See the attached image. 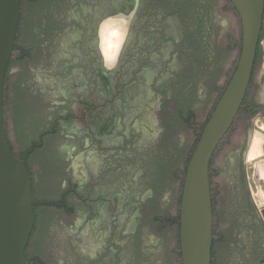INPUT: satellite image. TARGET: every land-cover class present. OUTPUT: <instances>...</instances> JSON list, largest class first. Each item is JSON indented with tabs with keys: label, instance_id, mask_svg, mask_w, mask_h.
Segmentation results:
<instances>
[{
	"label": "flooded vegetation",
	"instance_id": "af4514ba",
	"mask_svg": "<svg viewBox=\"0 0 264 264\" xmlns=\"http://www.w3.org/2000/svg\"><path fill=\"white\" fill-rule=\"evenodd\" d=\"M195 8L194 0H21L5 101L14 65L28 62L37 79L35 85L10 87L12 122L7 128L5 120V129L11 151L31 177L35 222L27 264H124L138 249L139 263L149 264L163 247L141 232L143 223L157 230L161 222L171 225L170 251L175 241L179 248L180 213L163 216L157 208L169 154L150 157L143 149L167 135L155 123L171 95L163 84L170 80L178 89L176 63L182 58L190 65L197 54L196 30L202 28ZM25 19L31 35L26 43ZM107 23L123 27L119 56L110 62L101 43ZM262 41L264 25L253 77ZM212 174L211 162V183ZM211 193L212 264L218 255L221 264H264L258 210L249 203L240 211L226 207L223 214L212 184ZM51 220L58 226L59 257L48 263L35 250Z\"/></svg>",
	"mask_w": 264,
	"mask_h": 264
},
{
	"label": "rangeland",
	"instance_id": "374dc122",
	"mask_svg": "<svg viewBox=\"0 0 264 264\" xmlns=\"http://www.w3.org/2000/svg\"><path fill=\"white\" fill-rule=\"evenodd\" d=\"M194 3L196 4L195 12L198 27L202 28L201 31L196 30L198 34L196 40L197 54L190 65L182 58L178 64L176 63L177 69H179L178 89L173 88L174 83L170 80L163 84L165 94L171 92V95L169 100H163L162 109L165 110L164 113L156 111L155 123L158 128H165L164 131L167 135L163 139L151 142L143 149L150 157L155 154L163 156L164 159L168 154L172 156L168 155V160L165 159L164 161L163 174L165 177L163 184L157 190L156 197L159 212L163 216L174 215L175 218L181 210L188 164L205 125L236 70L242 46L241 18L230 0H194ZM208 6H210V10L206 8ZM27 21L28 19H25L23 33L25 43L27 42L26 39L31 38L27 31L29 24ZM107 41L102 37L101 43L104 53L108 47ZM263 64L264 53L262 52L255 73L256 77L263 73ZM35 74L28 62L24 61L14 65L9 77V88L6 92L5 120L7 128H11L12 122L10 114L12 90L10 87H19L17 85L23 81L35 85L37 79ZM17 76L21 78V81L16 83ZM255 81L257 80H254L250 85L245 101L255 106L257 111H254L253 114L247 112V114L238 116L233 127L219 145L212 159L211 184L213 198L218 200L219 210L223 214L226 207L231 206L233 210L240 211L242 206L246 209L250 203L264 218V146L256 159L250 161L247 155L252 142L251 137L256 132H261L264 135V84L263 80L261 83ZM26 93H28L27 90ZM166 112H168L167 117H165ZM177 112L179 113L178 119L175 118ZM248 133L249 137L245 146L244 139ZM193 143L195 144L194 148L187 158L184 155L185 151ZM242 149L244 151L243 163L241 164ZM148 216L145 214L144 219H147ZM158 227L157 230L155 227L144 223L141 227L142 233H145L156 243L162 242L161 247L163 249L157 253V256H153V259L149 258L151 262L149 264H172L173 259L177 264H183L181 243L177 248L175 241V247L170 251L172 242H169L167 236L173 240L172 236L174 235H169L171 225L167 226L161 222ZM57 232L58 226L56 222L51 220L46 235H44L43 243L35 250L36 254L48 263L59 257L54 248ZM129 255L130 259L124 264H142L139 263V259H143L140 249L131 251ZM215 262L221 264L220 255L215 259Z\"/></svg>",
	"mask_w": 264,
	"mask_h": 264
},
{
	"label": "water",
	"instance_id": "95a60500",
	"mask_svg": "<svg viewBox=\"0 0 264 264\" xmlns=\"http://www.w3.org/2000/svg\"><path fill=\"white\" fill-rule=\"evenodd\" d=\"M230 1L242 22L240 58L187 167L180 210L183 264H212L211 162L247 97L263 32L264 0ZM20 11L21 0H0V264H27L26 250L35 222L31 177L11 151L4 118L5 79Z\"/></svg>",
	"mask_w": 264,
	"mask_h": 264
},
{
	"label": "bare ground",
	"instance_id": "6f19581e",
	"mask_svg": "<svg viewBox=\"0 0 264 264\" xmlns=\"http://www.w3.org/2000/svg\"><path fill=\"white\" fill-rule=\"evenodd\" d=\"M113 32L123 33V27L119 24H112V23L111 24H105L102 27V37L106 40L109 39V37L111 36V33H113ZM107 59L110 62L108 56H107ZM251 141L252 142H251L250 150H249V153L247 154L248 160H250V161L256 159L261 154L262 148L264 146V135L261 132H256Z\"/></svg>",
	"mask_w": 264,
	"mask_h": 264
},
{
	"label": "clouds",
	"instance_id": "9594fccd",
	"mask_svg": "<svg viewBox=\"0 0 264 264\" xmlns=\"http://www.w3.org/2000/svg\"><path fill=\"white\" fill-rule=\"evenodd\" d=\"M123 43V36L118 32L111 33L107 44L106 56H108L110 61H115L119 56L120 48Z\"/></svg>",
	"mask_w": 264,
	"mask_h": 264
},
{
	"label": "crops",
	"instance_id": "0c3cea01",
	"mask_svg": "<svg viewBox=\"0 0 264 264\" xmlns=\"http://www.w3.org/2000/svg\"><path fill=\"white\" fill-rule=\"evenodd\" d=\"M262 46V49H263V51H264V41H262V43H261V45H260V47ZM263 73L261 74V75H259V76H257L256 77V75H254V77H253V79H252V81H251V84H252V82L254 81V80H257V81H255V82H257V83H261V81L263 80V84H264V64H263ZM250 84V85H251ZM250 88V87H249ZM249 106H250V109L252 110V109H254V111H257V108H255V106H253L252 104H248Z\"/></svg>",
	"mask_w": 264,
	"mask_h": 264
},
{
	"label": "trees",
	"instance_id": "16d2710c",
	"mask_svg": "<svg viewBox=\"0 0 264 264\" xmlns=\"http://www.w3.org/2000/svg\"><path fill=\"white\" fill-rule=\"evenodd\" d=\"M247 112H253L254 113V109H250V106L248 105V103H246V101H244L243 103V107L241 108L240 112H239V116L242 114H247Z\"/></svg>",
	"mask_w": 264,
	"mask_h": 264
}]
</instances>
